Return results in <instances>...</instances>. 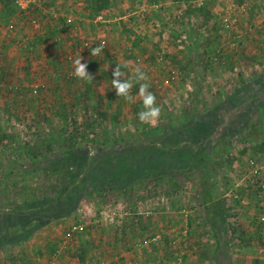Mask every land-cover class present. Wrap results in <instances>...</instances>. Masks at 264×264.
<instances>
[{"label": "rangeland", "instance_id": "374dc122", "mask_svg": "<svg viewBox=\"0 0 264 264\" xmlns=\"http://www.w3.org/2000/svg\"><path fill=\"white\" fill-rule=\"evenodd\" d=\"M95 1L44 3L53 43L68 47L49 80L8 81L15 54L0 40V264L50 263L42 251L183 264L181 251L212 250L264 264V0ZM2 7L14 41V0ZM81 56L91 82L72 75ZM117 64L122 81L147 75L155 125L139 120V83L135 102L116 95Z\"/></svg>", "mask_w": 264, "mask_h": 264}, {"label": "crops", "instance_id": "0c3cea01", "mask_svg": "<svg viewBox=\"0 0 264 264\" xmlns=\"http://www.w3.org/2000/svg\"><path fill=\"white\" fill-rule=\"evenodd\" d=\"M47 0H44V3ZM2 0H0V11L2 9ZM51 8V6L47 7ZM73 12V11H72ZM71 12V13H72ZM37 14H42L40 9L36 10ZM70 13V14H71ZM62 14V13H61ZM51 15V14H50ZM16 17V16H15ZM14 17V18H15ZM64 19V18H63ZM62 19V20H63ZM17 29L13 34L14 41L8 37L6 31L3 28H0V40L3 42L2 45H5V51L8 52L6 56L11 58L10 55L15 54V58L10 60L7 59L5 61V67L10 72L9 75L6 76L8 81H13L14 83L19 82L21 84V89H26L27 83L24 81V74H26L27 80L30 78L33 80H49L50 75L55 72L60 74V63L56 61V58H59L61 62V56L64 52H66V45L60 46L58 43H53V39L51 35H54L55 24H53L51 20V16L42 15V27L40 29H35L28 25L25 18H20L17 15ZM77 26V24H75ZM30 26V27H29ZM76 29V27H75ZM70 30V28L68 29ZM5 31V33L3 32ZM12 43V44H11ZM20 45H30V50L32 51V56L30 59L25 58L28 56L25 52H23L22 48L18 46ZM15 49V50H13ZM13 53V54H11ZM28 72L30 73L29 75ZM192 219H190L191 221ZM207 225H213V221H207ZM209 234V232H208ZM216 234V233H215ZM202 237V235H201ZM55 239H49L47 242L51 243ZM66 244V243H65ZM65 246V245H64ZM67 247V246H66ZM41 252V251H38ZM45 252L47 256L46 259L49 262H54V264H109L110 262H116L120 260L122 255L127 256V261L131 264L130 260V251H88L89 257L87 258V262H81L79 259H76L71 254V251H42ZM245 251H181L182 256L185 258V262L183 264H215L214 257H221L223 255L224 258L229 257L232 254L231 259L234 264L240 262V259L244 257ZM207 254V258L203 259V255ZM107 259V260H106ZM219 259V258H218ZM106 260V261H105ZM226 261H230L229 259H225ZM232 262V264H233ZM49 264V263H47ZM113 264V263H110Z\"/></svg>", "mask_w": 264, "mask_h": 264}, {"label": "clouds", "instance_id": "9594fccd", "mask_svg": "<svg viewBox=\"0 0 264 264\" xmlns=\"http://www.w3.org/2000/svg\"><path fill=\"white\" fill-rule=\"evenodd\" d=\"M103 50V45L91 48V55L99 56ZM82 59L83 57L81 56V58H77L73 61L74 75L79 80L91 82L93 76L88 72V65L82 63ZM123 67H129V65L125 64ZM133 72L135 81L127 79L122 81L121 77H124L125 74L121 71V65L117 64L112 72V88L116 90V95L118 97H123L129 102H135V97L131 95V90L134 86V82L139 83V97L144 109L139 113V120L141 123L155 125L161 114V109L156 104V96L149 90L150 84L145 82L148 80L147 75L138 66L133 68Z\"/></svg>", "mask_w": 264, "mask_h": 264}, {"label": "built area", "instance_id": "2783aa9c", "mask_svg": "<svg viewBox=\"0 0 264 264\" xmlns=\"http://www.w3.org/2000/svg\"><path fill=\"white\" fill-rule=\"evenodd\" d=\"M14 4L18 11L17 15L20 18H25L28 25H30L35 29H40L42 27V15L49 16L51 14V16L52 15L57 16V14L52 9L44 6V0H14ZM37 9H40L42 14H37L36 13ZM64 16H66L64 22L68 24L78 18L76 14L74 15V13ZM97 17H96L97 18L96 21L102 19V15H98ZM227 26H229L228 23ZM60 28H62V25L60 26ZM7 29L10 31H14L17 29V20L15 18L10 20V22L7 25ZM100 45H103L105 47L107 45V40L105 38L101 39ZM88 72L90 73V71ZM72 75L75 76L73 71H72ZM85 227L86 225L84 224L75 225L72 228L71 232L72 233L82 232L85 230ZM49 264H54V262L51 261Z\"/></svg>", "mask_w": 264, "mask_h": 264}, {"label": "trees", "instance_id": "16d2710c", "mask_svg": "<svg viewBox=\"0 0 264 264\" xmlns=\"http://www.w3.org/2000/svg\"><path fill=\"white\" fill-rule=\"evenodd\" d=\"M101 1H102V0H96V1H95V5H96V3H99V2H101ZM95 5H94V6H95ZM96 15H97V14H96Z\"/></svg>", "mask_w": 264, "mask_h": 264}]
</instances>
